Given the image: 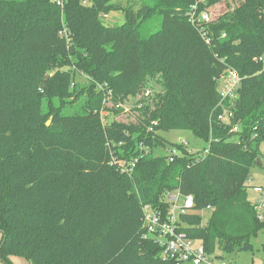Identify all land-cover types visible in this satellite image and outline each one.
Returning a JSON list of instances; mask_svg holds the SVG:
<instances>
[{"label": "trees", "instance_id": "obj_1", "mask_svg": "<svg viewBox=\"0 0 264 264\" xmlns=\"http://www.w3.org/2000/svg\"><path fill=\"white\" fill-rule=\"evenodd\" d=\"M121 1L0 0V258L8 264L10 255L31 264H174L143 237L142 222L144 206L168 210L174 190L192 194L195 210L212 208L207 222L181 216L210 254L253 251L264 230L247 184L264 143V0L201 2L228 5L207 24L211 45L189 20L195 0H141L137 10ZM123 8V23H105ZM231 68L242 84L227 124L216 107ZM131 97L137 119H117L116 104ZM175 129L206 147L167 141L162 132ZM141 145L151 152L131 173L112 163V151L131 161ZM171 147L180 151L173 160Z\"/></svg>", "mask_w": 264, "mask_h": 264}, {"label": "built area", "instance_id": "obj_2", "mask_svg": "<svg viewBox=\"0 0 264 264\" xmlns=\"http://www.w3.org/2000/svg\"><path fill=\"white\" fill-rule=\"evenodd\" d=\"M59 3L63 0H58ZM83 4L88 5L90 0H81ZM205 0H195L191 9L188 12L190 22L199 28L203 39L209 45L212 44V37L208 29L207 24L214 22L218 17L219 13L216 12V6H210L205 8H200V3ZM108 16V14L104 15ZM60 34L65 36L67 40H70V32L68 27L64 25ZM226 36V33H223ZM242 84V78L236 69H229L226 73L221 75L219 79V93L220 101L216 107V114L218 120L223 123H231L232 119L235 117V106L236 100L239 96V88ZM100 88L102 86L100 85ZM150 92H147L148 95ZM112 91H108L107 98L104 103L106 105H112ZM132 98V97H131ZM125 103L116 104V108L124 109V112H131L133 110V102L136 98H132ZM131 100V101H130ZM132 103L131 108L127 104ZM102 115H106L109 112L105 109L102 110ZM106 120L104 119V122ZM154 124H157L155 122ZM240 129L239 124H235L232 128L233 131H238ZM180 143L185 145L189 144L185 139ZM142 154L139 157L128 161L124 158H119L112 151V163H117L119 167L127 172L131 173L134 170L136 163L139 158L143 157L145 154L151 152L149 146L141 145ZM169 155H171V160L173 157L180 153L176 147H171L167 149ZM208 152V150L206 151ZM254 193L260 195L258 200L253 201L260 219H264V186L256 185L253 187ZM166 200L169 203L168 210L163 211L159 208H155L151 204L144 206V216L143 222V237L145 239H151L155 243L162 247V258L165 260H171L174 264H235L226 261L224 258L217 257L216 255L210 254L205 244L192 237L186 230L187 223L183 221L182 215L188 213L198 212L204 217L205 210H212V208L195 210V199L192 194H183L180 190L170 191L166 195ZM264 264V263H260Z\"/></svg>", "mask_w": 264, "mask_h": 264}, {"label": "rangeland", "instance_id": "obj_3", "mask_svg": "<svg viewBox=\"0 0 264 264\" xmlns=\"http://www.w3.org/2000/svg\"><path fill=\"white\" fill-rule=\"evenodd\" d=\"M154 0H146V2H152ZM123 7H126L127 5H132L131 7L135 10L139 9L142 1L141 0H122L121 1ZM228 8V5L226 4H220L216 6V12L221 14L226 11ZM124 8L122 11L118 10H112L108 13V16H105L104 21L106 24H121L126 20V15H125ZM159 27V22L155 23V30L158 29ZM69 68H65L67 70ZM53 73V72H51ZM76 81L81 84L85 85L88 83V77L85 74H82L80 72L77 73L76 75ZM160 90L159 87L155 89V92H158ZM132 99V98H131ZM133 100V99H132ZM131 101V100H130ZM132 103L130 102L127 104L129 108H131ZM111 117H115V115L112 113ZM117 119L124 120V121H131V120H136L137 119V112L135 110H132L131 112H124L120 113L119 115H116ZM52 119V117L49 119V121ZM162 135L164 138L169 141V142H181L182 140L188 141L189 144V149L192 152H199L201 151L204 147H206L207 142L203 139H200L194 135V133L190 130H181V129H175L171 131H164L162 132ZM233 140H238L237 136L233 137ZM166 153V151L159 149L156 150V154H163ZM261 161L259 162L258 165H256L253 168L251 177L247 184L250 186L249 189V198L252 201L258 200L260 197L259 194L254 193L253 187L256 185H262L264 186V143L261 145ZM211 215V210H205L204 211V222H207L209 220V217ZM2 234H0V239H1ZM252 244L254 246V250H242L240 248H236L232 252H222L218 251L217 254L221 255L226 261L236 263L237 264H249L247 260H250L252 256H259L260 254H264L263 250V243H264V230L260 231L259 234L255 237L252 238ZM2 260V259H1ZM9 260L11 264H31L30 261L23 257V256H17V255H10ZM1 264H8L4 260H2Z\"/></svg>", "mask_w": 264, "mask_h": 264}, {"label": "crops", "instance_id": "obj_4", "mask_svg": "<svg viewBox=\"0 0 264 264\" xmlns=\"http://www.w3.org/2000/svg\"><path fill=\"white\" fill-rule=\"evenodd\" d=\"M0 234H2V233L0 232ZM1 238H2V236H1ZM247 261H248L249 264H260V263H264V254H260L259 256H252V258L250 260H247ZM1 262H2V260L0 258V264H1ZM237 262L238 261H236L235 264H237Z\"/></svg>", "mask_w": 264, "mask_h": 264}, {"label": "water", "instance_id": "obj_5", "mask_svg": "<svg viewBox=\"0 0 264 264\" xmlns=\"http://www.w3.org/2000/svg\"><path fill=\"white\" fill-rule=\"evenodd\" d=\"M48 123L50 124L51 123V120ZM259 161H261V159H259Z\"/></svg>", "mask_w": 264, "mask_h": 264}]
</instances>
